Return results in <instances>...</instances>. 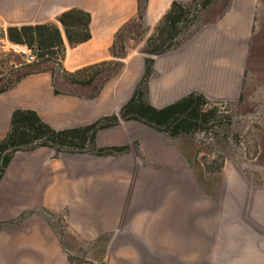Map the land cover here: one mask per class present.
Segmentation results:
<instances>
[{"label": "crops", "instance_id": "0c3cea01", "mask_svg": "<svg viewBox=\"0 0 264 264\" xmlns=\"http://www.w3.org/2000/svg\"><path fill=\"white\" fill-rule=\"evenodd\" d=\"M172 1H146L141 20L145 33L129 39L125 56L117 58L112 52L115 35L137 21L138 0H0L4 31L42 23H54L62 31L61 12L76 8L90 14L87 40L70 46L63 35L60 66L50 63L0 92V138L18 108L35 111L57 130L117 114L143 74L147 38ZM251 1L237 0L223 16L198 26L179 47L153 57L148 83L153 106L164 107L190 92L208 101L239 96L246 41L255 24ZM104 61L120 68L96 95L71 93L58 85L62 70L74 72ZM95 143L128 149L109 155H54L48 146L14 152L0 177V264H70L71 236L94 243L92 264H264L263 202L242 220L237 234L224 232L225 217L198 216V211L207 212V205L199 203L198 186L184 173L179 143L164 132L121 119L98 130ZM59 210L69 215L60 230L43 212Z\"/></svg>", "mask_w": 264, "mask_h": 264}, {"label": "rangeland", "instance_id": "374dc122", "mask_svg": "<svg viewBox=\"0 0 264 264\" xmlns=\"http://www.w3.org/2000/svg\"><path fill=\"white\" fill-rule=\"evenodd\" d=\"M236 1L214 0L208 9L201 12L199 25L223 16ZM251 10L255 12V24L246 41L247 65L239 96L232 100L208 101L203 109L208 116L212 111L216 117L198 130L176 137L164 133L179 143L184 173L192 186H198L199 203L207 205V212L198 211V216L211 217L215 213V217H225L224 232L233 234L244 226L242 220L249 219L255 204L264 203V0H252ZM145 30L139 21L131 22L125 29L130 31L132 39L141 38ZM22 45L25 44L9 41L6 30L0 27V85L32 68L27 67L25 54L20 51ZM77 77L82 78V75ZM57 82L70 92L91 91L90 86L66 84L67 80L62 75ZM170 180L167 178V183ZM179 186L184 188L182 182ZM43 212L53 219L58 230L64 228L69 217L65 210ZM214 228L218 232L216 226ZM68 244L70 264L93 263L94 243L75 241L71 236Z\"/></svg>", "mask_w": 264, "mask_h": 264}, {"label": "trees", "instance_id": "16d2710c", "mask_svg": "<svg viewBox=\"0 0 264 264\" xmlns=\"http://www.w3.org/2000/svg\"><path fill=\"white\" fill-rule=\"evenodd\" d=\"M147 0H138L139 12L137 21L141 22ZM214 0H191L189 3L172 1L170 8L156 25L154 33L147 38L143 52L145 53L144 71L137 81L131 96L120 107L119 112L104 115L92 123L81 127L54 129L40 119L31 109H15L11 116L9 130L0 138V177L14 152L30 150L38 146H48L58 155L63 151H87L98 155L113 154L128 149V146H103L95 143L98 130L112 126L122 120H138L170 137L198 130L202 125L214 119L211 111L208 116L203 107L208 103L205 96L198 92H190L178 100L157 108L148 100V83L153 73V57L157 54L179 47L199 25V16L208 9ZM62 31L54 23L22 24L6 28L9 41L27 45L36 59L27 63L31 69L17 75L0 85V92L9 88L22 76L43 70L42 64L61 65L65 53L63 35L70 46L76 45L90 37V14L81 9H68L58 16ZM130 23L122 26L115 35L112 52L117 58L125 56V42L133 37L125 29ZM191 29V30H190ZM190 31V32H188ZM186 33L184 36L183 33ZM120 68L114 61H104L88 65L74 72L62 70L61 75L68 85L90 86L89 96L96 95L106 79ZM90 72V73H89ZM82 75V78L77 76ZM55 92H61L55 88ZM68 92H70L68 90ZM74 93V92H71Z\"/></svg>", "mask_w": 264, "mask_h": 264}, {"label": "built area", "instance_id": "2783aa9c", "mask_svg": "<svg viewBox=\"0 0 264 264\" xmlns=\"http://www.w3.org/2000/svg\"><path fill=\"white\" fill-rule=\"evenodd\" d=\"M23 47H21L20 51L25 54L26 59L29 62H32L35 57V54L32 52V50L27 46V45H22Z\"/></svg>", "mask_w": 264, "mask_h": 264}]
</instances>
